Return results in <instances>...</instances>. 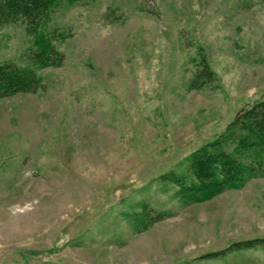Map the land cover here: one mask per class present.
<instances>
[{"label":"rangeland","instance_id":"1","mask_svg":"<svg viewBox=\"0 0 264 264\" xmlns=\"http://www.w3.org/2000/svg\"><path fill=\"white\" fill-rule=\"evenodd\" d=\"M2 61L35 82L0 96V264H264V174L177 183L264 97V0L63 1Z\"/></svg>","mask_w":264,"mask_h":264},{"label":"trees","instance_id":"2","mask_svg":"<svg viewBox=\"0 0 264 264\" xmlns=\"http://www.w3.org/2000/svg\"><path fill=\"white\" fill-rule=\"evenodd\" d=\"M63 1L76 0H0V24L41 23ZM34 49V63L47 65L61 58L44 44ZM35 82L31 68L13 61L0 62V96L30 90ZM187 173L177 183L183 195L196 201L211 198L226 187L264 174V97L241 108L229 130L196 151L186 162Z\"/></svg>","mask_w":264,"mask_h":264}]
</instances>
